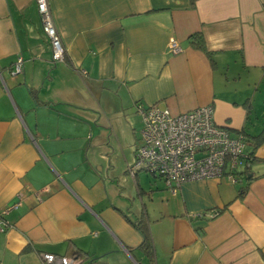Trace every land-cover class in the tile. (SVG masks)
<instances>
[{"label": "crops", "instance_id": "1", "mask_svg": "<svg viewBox=\"0 0 264 264\" xmlns=\"http://www.w3.org/2000/svg\"><path fill=\"white\" fill-rule=\"evenodd\" d=\"M48 2L64 61L52 60L34 0H0V211L10 224L0 264H41L40 252L76 253L78 264H264V141L236 183L191 180L175 194L159 177H131L122 151L140 102L172 114L211 104L251 152L264 132V0ZM196 32L209 56L191 46ZM130 221L146 225L148 249Z\"/></svg>", "mask_w": 264, "mask_h": 264}, {"label": "built area", "instance_id": "2", "mask_svg": "<svg viewBox=\"0 0 264 264\" xmlns=\"http://www.w3.org/2000/svg\"><path fill=\"white\" fill-rule=\"evenodd\" d=\"M34 1L42 31L51 47L52 60L64 61L66 48L55 26L49 2ZM169 51L173 54L181 51L174 38L169 41ZM22 70L23 61L19 56L10 72L18 74ZM134 106L142 126L133 162L127 165L131 177L137 171L159 177L175 194L181 183L191 180L225 177L236 183L240 179L238 170L249 164L245 137L242 134L233 136L226 127L218 125L211 104L177 114L158 104L144 106L137 102ZM5 212L0 211L1 232L10 226L4 217ZM218 214V210L212 209L206 216L214 218ZM201 215L205 214H196ZM38 256L41 264H78V259L70 255L40 252Z\"/></svg>", "mask_w": 264, "mask_h": 264}, {"label": "trees", "instance_id": "3", "mask_svg": "<svg viewBox=\"0 0 264 264\" xmlns=\"http://www.w3.org/2000/svg\"><path fill=\"white\" fill-rule=\"evenodd\" d=\"M189 42L191 44V46H193L196 49H199L201 51H203L206 55H210V52L207 50L203 37L201 35L200 32H196L193 33L189 36ZM253 139V148L251 150V152L247 153V162L250 163L252 160H254L253 158V151L254 149L257 147V145H259L262 141H264V132H261L255 136L252 137ZM240 174V173H239ZM133 226L139 231V233L142 235V243H141V247L148 249L150 247V235H149V231L146 227V225H144L142 223V221H137V222H132L130 221ZM72 256H74L75 258H77L79 260V256H77V254H73Z\"/></svg>", "mask_w": 264, "mask_h": 264}, {"label": "rangeland", "instance_id": "4", "mask_svg": "<svg viewBox=\"0 0 264 264\" xmlns=\"http://www.w3.org/2000/svg\"><path fill=\"white\" fill-rule=\"evenodd\" d=\"M126 116H128L127 120L130 124V132H132V134H131V139L128 140L130 143L127 146H125L122 151H123L125 157L127 158V160L131 164L133 162V159H134L133 158L134 150H135L136 146L140 143L141 121H140V117L138 115L129 114ZM132 136H133V138H132ZM148 176L151 177V175H149V174H148ZM139 178L143 181L144 173H140Z\"/></svg>", "mask_w": 264, "mask_h": 264}]
</instances>
